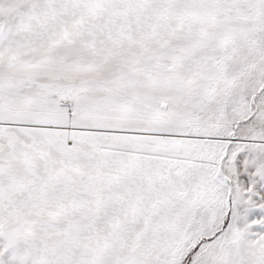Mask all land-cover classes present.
Here are the masks:
<instances>
[{
  "label": "snow or ice",
  "instance_id": "6c2138e0",
  "mask_svg": "<svg viewBox=\"0 0 264 264\" xmlns=\"http://www.w3.org/2000/svg\"><path fill=\"white\" fill-rule=\"evenodd\" d=\"M0 264H264V0H0Z\"/></svg>",
  "mask_w": 264,
  "mask_h": 264
}]
</instances>
